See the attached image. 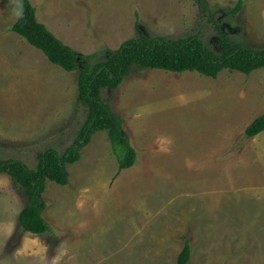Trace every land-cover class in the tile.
Returning a JSON list of instances; mask_svg holds the SVG:
<instances>
[{
  "label": "rangeland",
  "instance_id": "374dc122",
  "mask_svg": "<svg viewBox=\"0 0 264 264\" xmlns=\"http://www.w3.org/2000/svg\"><path fill=\"white\" fill-rule=\"evenodd\" d=\"M37 17L90 63L140 35L197 36L219 51L225 33L264 49V0H31ZM18 0H0V159L37 166L73 143L88 110L68 72L10 30ZM102 99L123 120L137 158L121 170L107 130L96 132L69 183L47 181L37 235L28 204L0 173V264H264V68L247 75L134 67Z\"/></svg>",
  "mask_w": 264,
  "mask_h": 264
},
{
  "label": "trees",
  "instance_id": "16d2710c",
  "mask_svg": "<svg viewBox=\"0 0 264 264\" xmlns=\"http://www.w3.org/2000/svg\"><path fill=\"white\" fill-rule=\"evenodd\" d=\"M242 6L243 0H239L235 11ZM10 30L41 50L53 64L68 72H78L79 98L88 110L84 125L63 154L53 147L47 148L40 154L37 166L33 168L20 159H0V173L8 174L28 199V204L19 216L20 225L24 230L37 235L51 230L43 216L46 204L42 194L47 181L67 185L70 176L68 166L80 160L84 148L96 132L107 130L118 157L120 171L135 163L137 152L123 131L122 118L102 99L103 89L117 88L134 67L178 73L198 71L213 78L225 69L249 75L264 68V49L236 42L222 32L219 51L211 49L197 36L169 39L140 35L126 40L110 55L90 63V56L78 54L39 21L37 9L31 0H18L16 21ZM261 132H264V114L248 125L246 135L252 138ZM191 251V244L186 240L176 264H190Z\"/></svg>",
  "mask_w": 264,
  "mask_h": 264
}]
</instances>
